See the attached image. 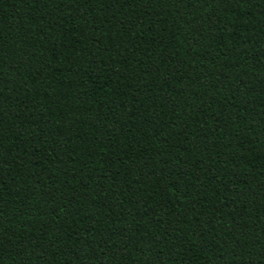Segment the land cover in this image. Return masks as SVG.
Instances as JSON below:
<instances>
[{"label": "trees", "instance_id": "16d2710c", "mask_svg": "<svg viewBox=\"0 0 264 264\" xmlns=\"http://www.w3.org/2000/svg\"><path fill=\"white\" fill-rule=\"evenodd\" d=\"M0 264H264V0H0Z\"/></svg>", "mask_w": 264, "mask_h": 264}]
</instances>
